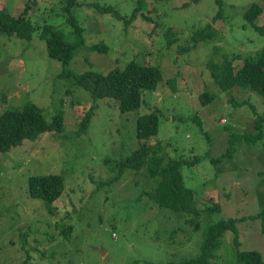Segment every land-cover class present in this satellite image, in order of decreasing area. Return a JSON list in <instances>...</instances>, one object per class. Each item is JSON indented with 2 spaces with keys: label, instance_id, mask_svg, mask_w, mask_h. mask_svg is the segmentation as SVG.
Segmentation results:
<instances>
[{
  "label": "rangeland",
  "instance_id": "rangeland-1",
  "mask_svg": "<svg viewBox=\"0 0 264 264\" xmlns=\"http://www.w3.org/2000/svg\"><path fill=\"white\" fill-rule=\"evenodd\" d=\"M25 1L0 0V8L17 16ZM254 3L263 8L255 21L262 27L264 0H221V6L216 0H76L70 10L83 27L77 44L69 0H35L31 38L0 33V116L31 103L47 123L58 113L64 118L62 132L0 153V264H178L200 255L209 224L230 217L242 220L235 232H223L210 262L244 264L237 255L245 250L260 251L264 260V218L255 217L264 210V98L241 86L222 91L211 67L227 56L237 68L264 48V30L243 17ZM218 10L221 18L212 21ZM209 22L215 35L185 49ZM45 23L76 45L68 71L105 73L135 60L161 69L157 89L142 91L140 108L128 113L112 99L94 101L70 75L60 76L62 62L47 55L39 38ZM98 43L106 49H89ZM203 94L212 98L206 104ZM91 106L90 124L80 132ZM151 112L160 119L158 134L141 142L137 120ZM258 118L263 138L245 140L259 133ZM157 142L164 156L191 161L181 171L198 207L217 202L218 210L195 216L161 207L149 197L159 177L119 170L142 143ZM228 149L232 154L220 158ZM49 173L65 181L52 213L28 193L30 175Z\"/></svg>",
  "mask_w": 264,
  "mask_h": 264
},
{
  "label": "trees",
  "instance_id": "trees-1",
  "mask_svg": "<svg viewBox=\"0 0 264 264\" xmlns=\"http://www.w3.org/2000/svg\"><path fill=\"white\" fill-rule=\"evenodd\" d=\"M216 2L221 6V0H216ZM34 3L35 0H26L23 10L17 16H13L6 11V8H0V33L15 35L19 38H31L32 32L36 28L28 18V12ZM73 3H76V0H69V4L65 7V10H69L71 13L68 17V23L77 36V44H83V27L70 10ZM97 7L103 13L110 12L120 17V14L111 6L102 7L97 5ZM138 9V7L135 9L134 14ZM262 12V6L254 3L243 13V17L256 28L264 30V26L260 27L255 23ZM217 18H221L220 10L214 15L212 21H216ZM212 28L213 25L209 22L204 29L196 31L193 35L194 43L186 46L185 49L196 45L201 40L212 38L215 35ZM39 38L46 43L47 55L62 62L64 68L60 76L70 75L77 85L90 94L94 101L105 98L116 101L121 113L133 112L139 109L142 103V91H155L162 78V71L158 66L138 63L135 60L127 62L123 68L114 67L105 73L87 70L75 74L68 71L66 66L75 54L76 45L66 39L64 32L53 25L45 23L39 31ZM89 49L103 51L106 46L98 43L90 45ZM211 67L212 75L222 91L232 90L234 86H241V88L259 92L264 98V48L256 56L245 57L242 64L237 68L227 56L223 58L220 65L214 66L211 64ZM211 99H208L205 94L201 96L204 104ZM94 109L95 106H91L85 112L78 124L80 132L87 129ZM159 124L160 119L155 112L139 117L137 120L138 140L142 142L156 136L159 131ZM63 129L64 118L61 113L55 115L51 122L47 123L41 109L31 103L26 104L21 109L7 110L0 116V153L10 151L25 140L33 142L43 133H60ZM261 129L262 119L258 118L255 130L259 133L243 136V138L250 142L263 138ZM163 150L164 146L161 142L152 145L142 143L138 150L119 163V170L122 171L125 168L144 169L148 175L159 177L156 188L149 193V197L161 207L171 208L181 213H194L195 216H199L201 212H205L209 216L212 212L218 210L220 206L217 202H205V208L198 207L194 190L185 184L181 168L184 164L191 163V161L183 157H166L163 155ZM231 152L232 150L228 149L220 158L230 156ZM197 159L195 157L194 161ZM64 189V177L60 174H32L28 178L29 195L43 200L47 210L51 213L55 210L53 202L61 197ZM255 217L264 218V210ZM241 220L238 217H230L209 224L207 231L204 233L200 255L178 264H212L210 259L213 252L219 247L223 232L226 230L235 232L237 229L236 224ZM237 257L244 264H264L262 254L258 250L241 251Z\"/></svg>",
  "mask_w": 264,
  "mask_h": 264
}]
</instances>
